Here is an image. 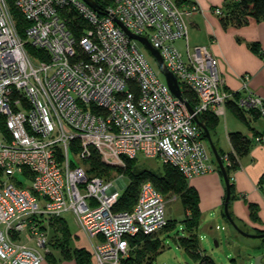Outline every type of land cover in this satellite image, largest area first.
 I'll use <instances>...</instances> for the list:
<instances>
[{
  "label": "built area",
  "instance_id": "1",
  "mask_svg": "<svg viewBox=\"0 0 264 264\" xmlns=\"http://www.w3.org/2000/svg\"><path fill=\"white\" fill-rule=\"evenodd\" d=\"M15 4L29 22L26 40L8 1L0 0V264L43 262L50 245L45 220L66 213L92 243L94 260L85 264H121L132 253L130 237L163 229L170 220L167 204L178 196L164 197L147 180L131 209L114 210L118 178L72 165L71 140L109 137L116 153L160 156L192 178L216 170L194 114L222 113L234 99L264 115V97L250 89L248 74L244 95L228 89L210 46L190 45L191 19L201 12L196 3L113 0L102 12L85 0ZM69 7L87 23L80 36L63 13ZM214 12L222 13L219 7ZM117 18L160 50L183 95L197 98L194 113ZM25 41L49 58H38L36 67ZM258 186L264 193V174Z\"/></svg>",
  "mask_w": 264,
  "mask_h": 264
},
{
  "label": "trees",
  "instance_id": "2",
  "mask_svg": "<svg viewBox=\"0 0 264 264\" xmlns=\"http://www.w3.org/2000/svg\"><path fill=\"white\" fill-rule=\"evenodd\" d=\"M7 1L16 22L18 32L21 38L26 40L25 29L29 22L16 6L15 0ZM92 1L98 4V10L100 12L104 11L108 5L113 3V0ZM221 11L222 13L219 15L225 24L240 26L248 23L251 18L258 20L264 19V0H226ZM63 13L71 19L69 27L73 29L76 36H80L83 32L82 29L87 26L86 21L72 7L65 9ZM25 47L30 58L34 57L38 61L40 57L44 59L49 58L48 53L44 49L28 41H25ZM184 95L193 106L196 105L197 98L193 93L184 90ZM235 96L238 95L236 94ZM227 108H231L235 115L244 122H248L246 114L250 111L261 115L258 109L240 106L234 99L228 100ZM199 117L211 132L219 123V115L214 111L200 113ZM203 135L204 139L207 140L204 132ZM262 136H264V133L260 132L247 135L241 130L231 131L229 133L231 149H219L230 177L231 198L233 197L232 192L234 187L231 173L240 167L241 157L248 154L254 141L261 142ZM69 149L78 154L82 161L89 164V171L91 170L99 176L104 177L117 173L118 175H126L129 177V182L114 207L116 211L131 209L138 201L141 185L147 180H152L164 197L177 195L184 210L190 211V214H186L183 219L184 232L181 236L182 244L192 257L197 258V264H217L209 254H201L200 252V241L197 233L202 218L200 196L196 187L190 184V178L185 176L178 167L165 160L164 170L161 173L147 168L137 170L136 164L138 156L129 157L125 154L116 153L114 150L103 152L92 141L84 137L73 138L70 142ZM213 160L216 163V169L221 173L215 158ZM1 176L2 169L0 167V179ZM250 209L252 218L257 219V206L251 204ZM230 213L238 221L231 210ZM176 223L177 219L170 218L168 224L163 229L173 228L176 226ZM50 225L53 227V230H49L50 244L54 248H61L58 256H56L55 252H52L53 250L49 253L47 252V258H49L52 264H60L62 257L75 258L78 264H85L92 259V252H89L84 247L74 248L71 245L72 232L64 216L56 217V219L53 218L50 221ZM130 242L132 244V253L129 257L123 258L121 264H151L155 256L154 254L162 250V241L156 231L148 233L141 231L135 236L130 237Z\"/></svg>",
  "mask_w": 264,
  "mask_h": 264
},
{
  "label": "crops",
  "instance_id": "3",
  "mask_svg": "<svg viewBox=\"0 0 264 264\" xmlns=\"http://www.w3.org/2000/svg\"><path fill=\"white\" fill-rule=\"evenodd\" d=\"M179 1L200 6L201 12L191 19L189 42L191 46L202 43L210 46L218 59L227 88L240 96L244 95L246 91L243 88V76L248 74L250 89L264 97V19L251 18L246 24L234 26L225 24L221 16L214 12L216 7L223 10L226 0ZM192 35L196 41L194 45L191 44ZM183 45L185 46L184 42ZM218 115L219 123L211 132L218 149H231V131L241 130L247 135L264 133V115L250 111L246 114L248 122L241 121L231 108H226ZM240 163V167L231 173L234 187L230 210L246 231H264V193L258 186L264 174V144L255 140L248 154L241 157ZM189 182L198 190L203 217L219 213L225 217L223 205L226 185L217 169L194 176ZM251 204L257 206V219L251 216ZM40 264L52 263L46 258ZM60 264L78 263L74 260H62Z\"/></svg>",
  "mask_w": 264,
  "mask_h": 264
},
{
  "label": "rangeland",
  "instance_id": "4",
  "mask_svg": "<svg viewBox=\"0 0 264 264\" xmlns=\"http://www.w3.org/2000/svg\"><path fill=\"white\" fill-rule=\"evenodd\" d=\"M191 39V44L194 45L196 41L194 40L193 35L191 36ZM182 40L184 39L178 40L177 45L180 50L184 52L186 49ZM136 43L139 49L149 58L155 70L162 73L155 58L149 54L144 43L140 40H137ZM31 60L36 67L40 65L39 61L34 57H31ZM206 142L208 144V140H206ZM94 144L98 145L103 152L114 150L113 140L109 137H99L95 140ZM208 151L209 154L213 156L209 144ZM69 156L72 165H82L85 169H89V164L82 161L78 154L70 151ZM164 162L165 160L160 156L147 157L140 153L138 155L136 169L141 170L147 168L157 173H161L164 170ZM91 173L93 172L91 171ZM104 177L118 178L122 184L126 185L129 182L128 176L118 175L117 173ZM123 192L124 188H121L118 182V194L121 195ZM169 204H167V212L171 215L170 218L177 219V223L173 228L156 231L162 241V250L154 254L155 256L151 264H197V258L192 257L189 254L181 241V236L184 232L183 219L186 214H190V211L184 210L179 198L174 199ZM63 216L66 218L72 232L71 245L74 246V248L84 247L89 252H92V243L84 229L79 227L70 213H66ZM50 221H52V218L45 220V229L48 231L53 230ZM197 233L199 235L201 254H209L217 264H256L257 258L260 256L262 257L261 262L264 264V238L247 237L240 234L234 227H232L222 213L215 216L209 214H206L205 217L202 216ZM60 250V247L54 248L52 244L48 246V253L51 251L55 252L56 256L60 254ZM62 260L76 261L75 258L69 257H62L60 261L62 262ZM92 260H94L93 253Z\"/></svg>",
  "mask_w": 264,
  "mask_h": 264
},
{
  "label": "water",
  "instance_id": "5",
  "mask_svg": "<svg viewBox=\"0 0 264 264\" xmlns=\"http://www.w3.org/2000/svg\"><path fill=\"white\" fill-rule=\"evenodd\" d=\"M85 1H87L94 8L99 9L98 4L94 3L92 0H85ZM116 20L123 27V29L125 30V32L128 35H130L132 38L138 39L144 43L149 54L155 58L160 70L164 73L166 80H167L172 92L177 97H179L181 100H183L186 103V105H187V107L191 113H194L193 105L190 103V101H188L187 99L184 98L180 82H179L177 76L166 65L160 50L158 48H156L155 46H153V44L151 43L150 39L147 36L139 35V34L132 32L129 28L126 27V25L121 20H119L118 18ZM194 120L204 130L205 137L208 140V143L211 147L214 158L218 164V167L222 173V176H223V179H224V182L226 185V194H225L224 205H223L225 217L227 218L229 223L232 225V227H234L240 234L247 236V237L264 238V231H262V232L246 231L244 228H242V226L240 224H238V222L231 215L230 209H229V204H230V200H231V182H230V177H229L228 171L226 169V165L224 163V158L222 157L208 126L200 119L199 115H197V114H194ZM118 182H119L121 188H125L126 184H122L120 179H118ZM114 190H115V188H113L112 191H114ZM261 258H262L261 256L257 258L256 264H263L261 262Z\"/></svg>",
  "mask_w": 264,
  "mask_h": 264
}]
</instances>
